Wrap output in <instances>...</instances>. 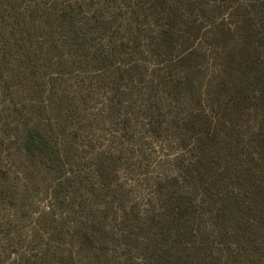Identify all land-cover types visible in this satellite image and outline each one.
Returning <instances> with one entry per match:
<instances>
[{"label": "trees", "instance_id": "1", "mask_svg": "<svg viewBox=\"0 0 264 264\" xmlns=\"http://www.w3.org/2000/svg\"><path fill=\"white\" fill-rule=\"evenodd\" d=\"M1 1L0 66L20 45L40 73L13 144L48 205L0 166L31 220L0 219V264H264V0ZM161 135L181 155L150 178Z\"/></svg>", "mask_w": 264, "mask_h": 264}, {"label": "rangeland", "instance_id": "2", "mask_svg": "<svg viewBox=\"0 0 264 264\" xmlns=\"http://www.w3.org/2000/svg\"><path fill=\"white\" fill-rule=\"evenodd\" d=\"M10 11L8 5L2 3L0 0V34L7 33V22L5 16H8ZM22 47L16 46L10 53V58L7 61H3L0 66V166L4 170L11 172V180L18 185L21 190L24 184L29 185L32 191L28 192L30 197L35 198L38 201V205L30 207L31 213L43 209L47 206L46 198L42 193L47 188V183L43 181L42 176H32L25 172V167L20 163V160L16 158L18 155V146L13 144L18 133V126L32 123V120L42 117L40 112L41 102L43 101L40 86L42 82L40 79V73L37 71H26L23 69L24 63L22 60ZM34 63L37 62V57L33 55ZM40 59V57H38ZM47 62L55 63V58H50ZM40 63L39 60L37 64ZM42 63V62H41ZM41 65V64H40ZM21 69V70H20ZM57 67H51L49 73H56ZM74 74L71 77H76ZM47 118V116L45 115ZM188 135H191L189 133ZM157 140L146 141V152L150 155L152 165L148 169L149 177L154 178L158 172H163L167 169L169 164L178 156L181 155V149L176 147L177 145L169 143L165 136H157ZM162 137V138H159ZM109 135L106 137L107 145H111L107 142ZM189 139V138H188ZM152 142V143H150ZM187 140L185 144L189 143ZM211 145H214V141H211ZM13 156V157H12ZM11 157V158H9ZM9 158V159H8ZM210 159V157H208ZM206 158V161L209 159ZM30 175V177H29ZM30 178V179H29ZM33 189L37 190L34 191ZM36 192V193H35ZM28 194V195H29ZM38 208V209H37ZM15 209L8 208L3 204H0V219H10L11 216H15ZM11 215V216H10ZM21 216V215H20ZM25 217V215H22ZM10 229L16 228L18 233L27 234L31 226V220L29 216L25 219L17 220L15 217L11 223ZM18 225V228L15 227Z\"/></svg>", "mask_w": 264, "mask_h": 264}]
</instances>
